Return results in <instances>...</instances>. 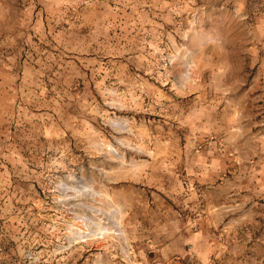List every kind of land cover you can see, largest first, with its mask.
Here are the masks:
<instances>
[{"label":"rangeland","instance_id":"obj_1","mask_svg":"<svg viewBox=\"0 0 264 264\" xmlns=\"http://www.w3.org/2000/svg\"><path fill=\"white\" fill-rule=\"evenodd\" d=\"M0 264H264V0H0Z\"/></svg>","mask_w":264,"mask_h":264},{"label":"crops","instance_id":"obj_2","mask_svg":"<svg viewBox=\"0 0 264 264\" xmlns=\"http://www.w3.org/2000/svg\"><path fill=\"white\" fill-rule=\"evenodd\" d=\"M203 180H206L207 181V179H206V177L203 179ZM209 220V218L207 217V218H205V219H202V221H201V226L202 227H204V225H205V222L206 221H208ZM202 227H201V229H202ZM208 233H207V231H200V232H198V233H195L194 235H193V241H194V243L195 244H198V242L199 241H204V243H206V245L207 244H209L210 243V240L208 239L209 237H208V235H207ZM206 235V236H205ZM206 240V241H205ZM197 241V242H196Z\"/></svg>","mask_w":264,"mask_h":264}]
</instances>
